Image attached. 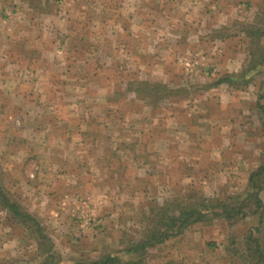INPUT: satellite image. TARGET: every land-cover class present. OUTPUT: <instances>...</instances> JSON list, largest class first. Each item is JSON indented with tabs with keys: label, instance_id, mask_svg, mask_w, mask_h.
<instances>
[{
	"label": "rangeland",
	"instance_id": "rangeland-1",
	"mask_svg": "<svg viewBox=\"0 0 264 264\" xmlns=\"http://www.w3.org/2000/svg\"><path fill=\"white\" fill-rule=\"evenodd\" d=\"M48 1L46 13L0 1V183L57 259L125 250L172 198L245 190L261 163L260 77L244 91L209 85L244 67L242 24L264 0ZM139 81L170 96L141 100L128 89ZM12 219L0 207V264H41ZM258 222L195 224L142 264H243L232 244Z\"/></svg>",
	"mask_w": 264,
	"mask_h": 264
},
{
	"label": "trees",
	"instance_id": "trees-1",
	"mask_svg": "<svg viewBox=\"0 0 264 264\" xmlns=\"http://www.w3.org/2000/svg\"><path fill=\"white\" fill-rule=\"evenodd\" d=\"M5 3L9 0H0ZM13 0H11L12 2ZM27 3L34 11L46 13L49 10L48 0H18ZM43 4V6H42ZM15 11V10H14ZM242 33L248 41V59L239 73L222 75L210 84V88L227 86L234 90L244 91L260 77L261 94L257 97L256 112L258 130L262 138L261 163L248 177V183L242 193L225 199H207L196 197H175L163 205L150 210L146 219L147 231L142 239L134 241L125 250L115 254H106L91 261H78L70 264H142L145 256L156 247L165 245L184 234L191 226L221 221L227 224H237L249 216L259 217V226L251 229L242 244H232L233 254L242 260L243 264H264V246L260 239L261 227L264 223V203L261 194L264 192V8L250 24H242ZM128 89L136 92L141 100H165L169 97L167 85L163 83L137 82L129 83ZM0 207L8 211L12 221L23 227L32 241L36 243V255L43 258L41 264H63L53 251L52 241L38 221L27 213L21 205L15 202L0 183ZM258 233V235H257ZM242 246V248H241ZM140 257V260L130 261V257ZM129 257V258H128ZM165 264H176L167 261Z\"/></svg>",
	"mask_w": 264,
	"mask_h": 264
}]
</instances>
